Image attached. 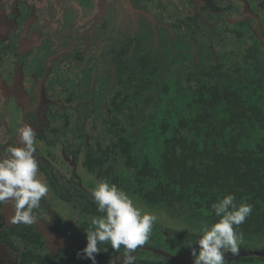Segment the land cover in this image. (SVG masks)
Returning <instances> with one entry per match:
<instances>
[{
  "label": "flooded vegetation",
  "instance_id": "flooded-vegetation-1",
  "mask_svg": "<svg viewBox=\"0 0 264 264\" xmlns=\"http://www.w3.org/2000/svg\"><path fill=\"white\" fill-rule=\"evenodd\" d=\"M129 1L131 7L127 0H0V147L19 145L22 125L36 131L38 175L49 192L34 214L56 235L49 242L34 224H10L13 212L0 205V264H92L82 253L85 229L100 215L91 189L96 180L113 183L123 176L120 157L126 150L113 149L112 142L131 139L127 122L141 120L143 82L152 83L150 91L168 89L209 61L207 54V63L222 64L239 26L246 25L227 24L228 32L220 25L229 12L236 16L223 0H214L219 9L207 0ZM141 10L153 12L147 25L138 18ZM243 19L256 25L249 15ZM159 74L165 79L160 85ZM113 184L135 201L158 205L127 191L126 181ZM153 237L156 246L149 244ZM195 239L188 231L154 225L148 242L135 251L136 264H193ZM99 246L107 251L95 254L96 264H122L123 246L120 252L108 243ZM256 251L263 255H248ZM242 257L258 261L264 248L239 244V253H226L224 264H246Z\"/></svg>",
  "mask_w": 264,
  "mask_h": 264
},
{
  "label": "trees",
  "instance_id": "trees-1",
  "mask_svg": "<svg viewBox=\"0 0 264 264\" xmlns=\"http://www.w3.org/2000/svg\"><path fill=\"white\" fill-rule=\"evenodd\" d=\"M255 1L264 8V0ZM207 2L219 9L214 0ZM253 49L243 62L202 61L192 67L181 82V105L166 86L150 91L152 83L144 81L143 106L137 108L141 120L127 122L131 139L112 142L113 149L126 150L120 157L123 176L113 177V183L126 181L127 191L196 223L214 222L211 205L223 194H234L237 202L253 206L236 231L264 238V48ZM157 78L162 80L158 85L165 80L161 74ZM147 127L161 143L154 156V134L145 133ZM241 261L264 264V258Z\"/></svg>",
  "mask_w": 264,
  "mask_h": 264
},
{
  "label": "clouds",
  "instance_id": "clouds-1",
  "mask_svg": "<svg viewBox=\"0 0 264 264\" xmlns=\"http://www.w3.org/2000/svg\"><path fill=\"white\" fill-rule=\"evenodd\" d=\"M18 136L19 145L0 147V205L11 203L10 224L31 226L37 221L34 210L40 207L49 187L38 175L36 131L22 125ZM91 196L100 215L92 217L91 227L85 229L83 255L96 264L95 254L101 249L107 251L99 245L108 243L118 252L123 246L122 264H136L135 251L148 242L158 217L107 179L95 181ZM211 209L215 221L202 224L194 232L199 250H192L193 264H224L226 253L238 254L242 236L236 229L252 213L253 206L244 200L237 202L229 193L219 196Z\"/></svg>",
  "mask_w": 264,
  "mask_h": 264
},
{
  "label": "rangeland",
  "instance_id": "rangeland-1",
  "mask_svg": "<svg viewBox=\"0 0 264 264\" xmlns=\"http://www.w3.org/2000/svg\"><path fill=\"white\" fill-rule=\"evenodd\" d=\"M27 1V0H26ZM53 1V4H57V0H50ZM225 1V3H229L231 6L236 8V16H233V12H229L226 15L225 18V22H222L220 25L223 27H225V30L231 31V27H229V25L227 24H232V23H238V22H242L244 21V23H246V25H241L239 26V32H240V36L239 38H237V42L236 44L234 43H230L231 45H229L228 49H227V53L219 60L224 62L225 59H227L231 64L235 63V62H243L245 60L243 55H246L247 53H252L254 51V47H258L259 50L263 49L264 47L261 45L260 42H258V38L256 35V29L258 28V25L256 23V25L251 24L252 26L248 25V22H246L243 18L245 16H250L253 17V19L255 20L256 18L259 19L258 21L261 22V18H262V29L264 30V10H259L257 8V6L251 1V0H223V2ZM24 3V2H21ZM31 3V2H30ZM52 3H50V5L53 6ZM144 10H141V12ZM243 12V14H241L240 12ZM151 17H150V16ZM141 17L140 20L145 21V25H147L149 23V21H151L152 16H153V12L151 11L150 14H147L146 11L143 12V15H138ZM143 17V18H142ZM142 18V19H141ZM256 22V21H255ZM147 23V24H146ZM248 25V27H247ZM146 29V28H144ZM147 30V29H146ZM238 30V29H236ZM223 31V29H222ZM145 33V30H143V34ZM260 43V44H259ZM175 48V47H174ZM191 50V45L190 46H186V49L188 50L189 53V49ZM204 50H207V45L204 46ZM172 55H174L173 57H177L178 55L175 53H172ZM211 54H207V59L209 61L211 60ZM216 60V58H215ZM207 61V60H206ZM207 61V62H209ZM217 61V60H216ZM191 62V61H190ZM210 63V62H209ZM208 63V64H209ZM185 89L182 86L181 83H179L178 81H175L174 84H172V86H170L169 91H168V96H171V98L174 100V103L176 105H181L184 103V98H183V93H184ZM160 106V105H158ZM149 128V129H148ZM145 133L147 132H151L152 134H154L153 128L152 127H147L144 128L143 130ZM158 133L155 132V134L152 136L151 139V155H157L158 152V146L161 144L160 142H158ZM136 198V197H135ZM135 198H133L134 202L136 204H138L140 207L152 212L153 214H155L158 217L157 222L154 224L156 226H159L160 228H166L169 230H185L188 231L189 233L194 234V232L196 230L199 229V227L202 225V223L204 224L205 222H202L201 224H198L194 221H189L184 219V217H181L175 213H173L172 211L164 208L162 205L158 204L156 206H151L148 202L141 200L140 198H138V202L135 201ZM180 230V231H182ZM152 235V232L151 234ZM242 236V235H241ZM149 244L156 246L157 243L154 240V237L152 239V241L149 242ZM240 244L243 245H247L249 247H252L253 249H261L264 248V239L263 238H253L250 239L248 238V236H242V241L240 242ZM170 250V249H169ZM140 254V251H139ZM143 254L145 255H151L148 254L147 252H144Z\"/></svg>",
  "mask_w": 264,
  "mask_h": 264
},
{
  "label": "water",
  "instance_id": "water-1",
  "mask_svg": "<svg viewBox=\"0 0 264 264\" xmlns=\"http://www.w3.org/2000/svg\"><path fill=\"white\" fill-rule=\"evenodd\" d=\"M127 5H128V7L132 6L129 0H127ZM258 20L259 19H257V18L255 19V21H256V23L258 25V28L256 29L255 32H256V35H257V38H258L259 42L264 47V33H263V29H262V24ZM12 212H13V209H12L11 203H6L5 213L8 214V213H12ZM34 225L36 226L37 230L40 231L41 234L44 235L48 239L49 242H53V240L55 239L56 235H55V233H54V231L52 230L51 227L46 226L40 220H37ZM151 250H153L155 253L160 254V255H162L164 257H170V258L174 257L171 254H169V253H167V252H165L163 250L153 249V248ZM249 254H251V255L252 254L263 255V253H260V252H257V251L256 252H250V253H248V255Z\"/></svg>",
  "mask_w": 264,
  "mask_h": 264
}]
</instances>
